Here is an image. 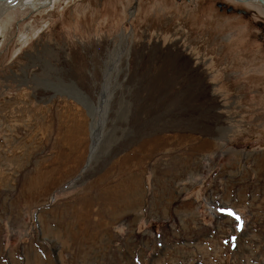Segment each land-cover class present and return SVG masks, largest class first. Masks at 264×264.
Masks as SVG:
<instances>
[{"label":"rangeland","instance_id":"374dc122","mask_svg":"<svg viewBox=\"0 0 264 264\" xmlns=\"http://www.w3.org/2000/svg\"><path fill=\"white\" fill-rule=\"evenodd\" d=\"M52 2L0 19V264H264V10Z\"/></svg>","mask_w":264,"mask_h":264},{"label":"bare ground","instance_id":"6f19581e","mask_svg":"<svg viewBox=\"0 0 264 264\" xmlns=\"http://www.w3.org/2000/svg\"><path fill=\"white\" fill-rule=\"evenodd\" d=\"M243 3H250V4H253V5H256L260 8H262L264 10V7L261 5V3L259 2V0H239ZM264 1V0H262ZM52 0H41L39 3L37 2H34L33 0H0V19L2 18V16L6 13H9L17 8H28V9H33L34 6H37V5H52ZM40 6V7H41ZM106 86V85H105ZM104 86V87H105ZM106 89V88H105ZM77 123V122H76ZM70 126V125H69ZM74 126V125H73ZM85 126V125H84ZM60 127V125H59ZM75 127L78 128V125L75 124ZM74 127V130L76 132V129ZM73 129V128H72ZM77 132H80V131H77ZM92 140H91V144H90V147H89V152L90 154L92 155L93 153V150H95V145L97 144L95 140V138L97 137L98 134H96V130L92 131ZM74 134V131L71 130V128H69V130H67L66 134L68 135H71V134ZM83 134V132H82ZM98 139V138H97ZM66 140V139H65ZM74 141V140H73ZM94 142V143H93ZM80 143V142H79ZM159 148V147H158ZM75 149V148H74ZM71 153V152H70ZM91 157V156H90ZM43 172V171H42ZM41 172V173H42ZM47 176V173H42V174H37L35 177L31 178L30 179H27L25 181V184L22 189V195L24 197V201L27 203V204H30V203H33L32 200H35V196L36 194H38V191H41L40 193H42V191L44 190L45 186H46V182L44 181V177ZM49 183V182H48ZM109 192V191H108ZM43 194V193H42ZM39 196V195H38ZM37 196V197H38ZM112 200V199H111ZM108 201V200H107ZM124 201V200H123ZM50 234V233H49ZM57 237V236H55ZM77 249V248H76ZM28 264H43L41 263V260L37 257L36 259H34V261L28 263Z\"/></svg>","mask_w":264,"mask_h":264},{"label":"water","instance_id":"95a60500","mask_svg":"<svg viewBox=\"0 0 264 264\" xmlns=\"http://www.w3.org/2000/svg\"><path fill=\"white\" fill-rule=\"evenodd\" d=\"M231 1H233V2H236V3H242L241 1H239V0H231ZM259 2L261 3V5L264 7V1H262V0H259Z\"/></svg>","mask_w":264,"mask_h":264}]
</instances>
